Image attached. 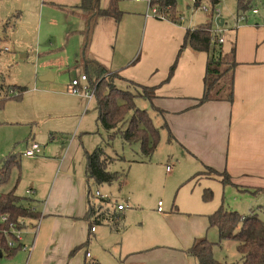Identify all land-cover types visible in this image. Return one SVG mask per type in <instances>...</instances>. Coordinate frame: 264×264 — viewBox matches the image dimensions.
<instances>
[{
	"label": "rangeland",
	"instance_id": "374dc122",
	"mask_svg": "<svg viewBox=\"0 0 264 264\" xmlns=\"http://www.w3.org/2000/svg\"><path fill=\"white\" fill-rule=\"evenodd\" d=\"M99 1L101 7H109L113 2ZM75 2L80 4L81 0H0V165L8 155H14L20 162L19 167L11 169L9 179L1 188H10L19 196L35 199V195L28 196L26 190L32 185L36 188L41 177L47 182L55 165L47 164L53 159L44 153L34 158L23 156L25 142L34 137L42 149L49 143L50 133L58 137L65 134L69 141L71 137L74 138L72 150L58 155L67 171H77L85 176V151L102 145L112 160L108 169L126 173L123 183L115 181L98 185L90 180V198L99 204L101 196L95 194L99 190L101 194L107 195L110 202L118 200L126 206V232L131 236L136 235L143 222L151 231L166 222L171 227L181 229H187L195 222L194 216L183 214H172L165 219L163 213L158 211L159 201L162 202L164 213H169L174 204L180 210H199L202 206V209H206L211 205L218 208L220 205L219 208L235 210L242 215L253 210L252 215L258 214L264 218V194L254 198V195L240 191L245 188L209 181L216 185V189L208 187L212 191L208 199L204 196L206 187L202 185L205 179L178 175L181 178L179 180L167 172L168 164L173 170L182 169L188 161L180 156L177 162L179 146L177 143L172 144L163 129L165 125L160 113L138 92H142L143 86H156L157 95L169 91L172 94L198 93L200 97L203 94L207 56L193 51L190 46H183L186 28L205 25L212 20V29L215 30L216 20L221 18L224 20L221 26L224 43L221 47L224 52L232 51L237 28L241 22L245 23L238 20L237 0H220L215 5L213 17L209 3L196 6L193 0H178L177 16H181L183 23L160 18L153 8L148 7L147 0H117L121 11L119 20L114 17L99 18L91 52L109 67L111 64L113 69L119 70V77L109 80L113 81L114 87L123 88L128 97H134L136 106L148 112L154 126L160 131L158 145L150 156L142 151L141 143L125 141L122 133H116L111 139L103 127H97L95 95L88 102L83 93L68 91L71 80L84 72L79 30L85 27V21L79 15L68 13ZM254 7L259 13L253 14L252 9L247 11L248 21L250 24L260 23L261 28L264 24V0H255ZM201 66L204 75L197 81ZM49 72L53 76L52 81L40 79V75ZM109 75L107 73L105 76ZM127 80L139 85H136L138 91ZM83 85L87 83L83 82ZM20 86L25 90L21 92ZM3 87L7 90L13 87L15 93H8V98L1 102ZM78 98H84L85 101L83 114L75 108L70 109L74 104L65 108L58 104ZM170 155L174 159H169ZM40 157H44L46 162L41 159L39 163ZM31 200L32 206L41 210L40 203ZM27 222L37 225L39 220L29 218ZM96 227L105 230L108 226ZM34 233V230L25 229L16 235L21 237L22 245L30 249ZM40 236V244L36 249L33 248L28 264H57L54 262L57 259H62V264H84L85 259L100 264H182L177 258L178 253L170 248L146 252L137 250L131 254L123 246L122 238L114 239L118 237L116 234L114 238H105L103 241L96 240L94 234L88 240L86 235L84 241L71 247L63 257L57 254L44 260L41 255V244L45 237L43 227ZM202 237L214 243L213 255L220 263L242 264L237 242L227 239L219 243L218 229L210 225L209 219ZM8 240L13 241L15 247L19 244L13 237ZM28 257L29 252L24 251L23 247L12 259L4 254L0 264H25ZM191 259V264H198L194 258Z\"/></svg>",
	"mask_w": 264,
	"mask_h": 264
},
{
	"label": "crops",
	"instance_id": "0c3cea01",
	"mask_svg": "<svg viewBox=\"0 0 264 264\" xmlns=\"http://www.w3.org/2000/svg\"><path fill=\"white\" fill-rule=\"evenodd\" d=\"M77 3L79 2H75L72 7L68 9V13L79 15L85 21V27L79 30L82 36L80 44L82 49L86 37L85 31L87 29V22L81 15V10L79 8L82 4V0L80 4ZM109 7L101 8L108 9ZM252 13L258 14L259 11L254 13L252 10ZM245 15V23L241 22V25L238 26L236 42H234V46L232 45V47L235 48V60L237 64L233 69V99L231 101L213 100L199 104L197 99L203 94L199 97L198 93L172 94L169 91H162L164 94H158L157 97L150 102L154 106V109L162 116L165 125L163 129L166 130L169 137V132L172 133V138L170 137L172 144L177 143L180 148L177 162L180 160V156H183V158L188 161L185 162L186 165H184L182 169L175 168L173 170L170 164H168L167 166H170V171L166 168L167 172L171 173L172 176H177L178 179L181 180L179 176L190 175L192 177L196 173L206 171L208 167H212L219 172L226 171L230 177V182H228L229 185L245 188L244 190L240 189V191L248 192L256 198L258 195L264 194V24L261 25V28H259L260 23L258 22L250 24L248 21V14L245 13ZM104 17L114 16H102L99 18ZM219 19L223 20L221 18ZM116 20L118 21L119 19L116 18ZM98 21L99 19L92 28L86 49L84 51L82 50V53L89 59L99 61L107 69L109 74H116L117 78L119 77V70L113 69L114 67H112L111 64L109 67L104 60L101 61L100 58L94 56L91 52L93 46L92 38L95 28H97L99 24ZM183 21L179 23H183ZM221 26L222 25L217 23L216 28L222 30ZM187 29H189V27L186 28V30ZM222 43H224V41ZM7 49L8 48H5V50ZM192 50L194 51L193 48ZM195 52L206 54L207 67L208 54L203 51L195 50ZM222 53L226 54L229 52H224L222 50ZM85 73L84 68L82 74ZM203 75L204 72L201 66L197 74V81L198 79L200 80ZM40 79L43 81H52L53 76L49 72L40 75ZM128 81L133 82L127 80V82ZM87 83L89 84V81H87ZM1 89L3 90L2 93H4L3 99L1 100L2 102L8 98L9 91L5 87ZM203 92L204 81L202 93ZM81 98L74 99V101L70 102L66 101L68 103H62L63 101L58 102V104L61 105L62 108L74 104L75 106L70 109L75 108L78 113L83 114L85 101L83 100L84 98ZM96 124L98 127L97 114ZM57 137L58 136L50 133L49 143H46V146L44 145L45 148L42 147L41 152L36 155L39 156L44 153L48 157H52L53 162H47V164L55 165L50 179L46 182L45 178L41 177L37 185L34 181L37 186L36 188L32 185L26 190L28 196L30 194L35 195V199L31 200V198H29L31 201H38L41 205V210L34 207L40 213L39 218L36 219L39 220V225L30 223L29 227L25 228L26 230L31 229L35 231L30 249H28L27 245L19 249L22 250L24 247V251L29 252V257L25 264H28L33 248L36 249L40 244L42 227L45 230V237L41 244L43 246L41 255L44 260L55 257L57 254L63 257L71 247L84 241L86 235L88 240H90L92 234H94L96 240L103 241L105 238H114L113 236L116 234L118 237L114 239L118 240L119 237L120 239L122 238L123 246H125L127 251L131 252V254L137 250L138 252H146L157 248H170L178 253L177 258L182 264H191L192 259L185 250L191 248L197 239L203 238L204 228L206 229L209 216L211 215H207V213L217 211L220 205L218 208L215 205H211V207H207L206 209H202V206L199 210H180L179 207L174 204L169 213H164V210H161L163 213L162 216L165 219L169 218L172 214L194 216L192 218L195 219V222H193L189 228L181 229L180 227H171L170 224L166 222V224L151 231L148 230V227H146V224L143 222L141 229L137 231L136 235L131 236L126 232L128 228L126 224V206L124 209L119 210L118 204H122L121 202L118 200H116V202H110L107 201L109 200L108 197H101V202L95 204L97 206L101 205L99 215L103 212L104 220L101 223L90 222L87 218L90 198L89 189H87V187L90 188V179L86 174V154L93 150H86L84 154L85 176L80 175L77 171H67L64 162L59 161L58 155L61 152L72 150L74 138L71 137L69 141V137L65 134ZM31 141L36 140L34 137L28 138L25 142L26 148L30 145ZM66 143H68V145H66ZM170 157L171 155L169 159H174ZM41 159L46 162L44 157H40L39 163ZM194 179H205L206 181H204L202 185L206 187V189H209L208 187H214L216 189V185L210 184L209 181H220L221 183V177L209 175H199ZM46 185L48 189H46ZM8 189L9 190L1 188L3 191L11 190L10 188ZM41 199L43 200L41 201ZM90 201L92 202L91 198ZM158 211L160 210L158 209ZM253 212V210L246 213L243 212L242 216L247 217L252 215ZM117 213H119V218L113 219V216L117 217V215H115ZM203 214L205 216H203ZM92 220H95V217H93ZM92 222L93 224H91ZM88 225L89 227L87 229ZM96 225L108 227L102 230L98 229ZM35 226H37V228H35ZM92 226L96 227L95 230L91 229ZM46 231H48V234ZM15 255L6 256L12 259ZM3 257L4 254L0 256V258ZM54 262L62 264V259H57Z\"/></svg>",
	"mask_w": 264,
	"mask_h": 264
},
{
	"label": "trees",
	"instance_id": "16d2710c",
	"mask_svg": "<svg viewBox=\"0 0 264 264\" xmlns=\"http://www.w3.org/2000/svg\"><path fill=\"white\" fill-rule=\"evenodd\" d=\"M177 1L162 0L155 2V4L158 5V12L164 14L167 19L179 21L180 16H177L176 11ZM219 2L220 0H195L196 6L201 3H209L212 6L210 10L212 17L216 9L215 5ZM254 4L255 0H237L238 15H245L250 9H255ZM79 8L81 15L87 22L86 37L82 47L84 51L89 41L91 30L99 17L114 16L119 19L121 11L118 9L117 0H113L108 9L101 8L99 0H82ZM217 37L212 29V20L205 25L187 29L184 36V47L190 46L196 51H203L208 54L204 92L197 99L199 104L213 100L231 101L233 99V69L237 64L235 48L233 47L232 51L223 54L221 43L212 40ZM227 57L230 59L228 60ZM83 64L89 86H95L94 95L98 127H103L111 139L116 133H122L125 141L141 143L142 151L150 156L158 145L160 131L154 126L148 112L138 108L134 102V97H128V94L124 93L123 88L114 87L113 81L111 82L109 78L114 80L117 75L110 74L105 76L108 71L99 61L84 56ZM130 84L137 90L136 83L130 82ZM143 87L142 92L137 90L141 93L140 97L152 102L157 97L156 86ZM10 89L14 88L11 87L8 91ZM24 90L25 88L20 87L21 92ZM169 134L172 138V133L169 132ZM86 155V174L90 180H93L98 185L111 184L115 181L123 183L126 173L108 169V164L112 160L109 159L110 154L102 145L97 146L92 152H87ZM5 158L4 163L0 165V254L13 256L23 246L21 239L16 233L29 227L30 223L27 222V219H37L40 213L32 206L30 199L27 197L17 195L14 190H1V185L6 183L10 177L11 169L15 166H20V162L17 161L14 155H8ZM199 175L221 177V182L224 185L230 182L229 174L226 171L219 172L212 167H208L204 172L196 173L192 178ZM91 193L89 188V197ZM211 193V189H205V198L210 199ZM100 208L101 205L97 206L89 198L87 218L90 222H103L104 215L103 212L99 215ZM115 215L117 217L113 216V219L119 218V213ZM93 217H95V220H92ZM209 223L217 227L219 243L227 239L237 242L242 264H264V218L257 214L243 217L238 211L220 207L209 216ZM10 237L18 240L19 244L17 247H15L13 241L14 245L10 244L8 240ZM212 245L214 243L210 242L206 237L200 238L185 252L189 257L194 258L198 264H222L214 258ZM84 264L100 263L85 260Z\"/></svg>",
	"mask_w": 264,
	"mask_h": 264
},
{
	"label": "built area",
	"instance_id": "2783aa9c",
	"mask_svg": "<svg viewBox=\"0 0 264 264\" xmlns=\"http://www.w3.org/2000/svg\"><path fill=\"white\" fill-rule=\"evenodd\" d=\"M158 1H162V0H147L148 6H149V8H153L154 12L157 13V15L160 16V18H166L167 19V17L164 14H159L158 13V5L155 4V2H158ZM193 1L195 2V0H193ZM149 8H148V10H149ZM204 10L207 11V7L204 6ZM253 12L257 13L258 10L257 9H253ZM238 18L241 21H245L246 20V15L241 14V15L238 16ZM180 21H183L181 16L179 17V22ZM213 32L218 37L217 38H213L212 40L214 42L217 41L218 43H222L224 41L223 37L221 36L222 30L220 28H216L215 30H213ZM87 81H88V78H87L86 74H82L80 77L72 79L71 83L69 85L68 91L71 92V93H83L88 98V100L92 99V97L94 95V91H95V86H92V87L89 86ZM83 82L87 83V85L84 86ZM9 93H15V90L14 89H10ZM41 150H42L41 149V145L37 141H31L30 145L23 152V155L28 157V158L34 157V156L38 155L41 152ZM167 170L170 171V166H167ZM95 194L97 196H101L103 198L107 197V195L101 194L100 191H96ZM158 204H159L158 205V209L161 211L162 210V202L159 201ZM124 208H125V206L123 204H118V209L119 210H122ZM3 219H5V218L3 217ZM35 228H37V227L35 226ZM95 228H96L95 226L91 227L92 230H95ZM19 239H21L20 236H19ZM10 244L14 245L13 242H10Z\"/></svg>",
	"mask_w": 264,
	"mask_h": 264
},
{
	"label": "water",
	"instance_id": "95a60500",
	"mask_svg": "<svg viewBox=\"0 0 264 264\" xmlns=\"http://www.w3.org/2000/svg\"><path fill=\"white\" fill-rule=\"evenodd\" d=\"M216 23H218L219 25H223V20H220L219 18H217Z\"/></svg>",
	"mask_w": 264,
	"mask_h": 264
}]
</instances>
